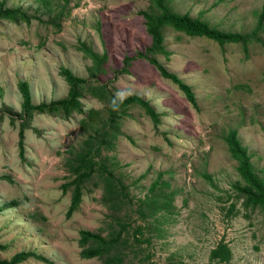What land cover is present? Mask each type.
<instances>
[{"label": "rangeland", "instance_id": "rangeland-1", "mask_svg": "<svg viewBox=\"0 0 264 264\" xmlns=\"http://www.w3.org/2000/svg\"><path fill=\"white\" fill-rule=\"evenodd\" d=\"M152 3L4 0L24 10L28 19L0 18V243L5 246L0 257L33 250L38 256L17 264H108L104 256L81 255L79 230L106 235L125 220L121 237L126 240L109 249L110 264H264V208L246 204L236 188L243 181L223 139L233 128L253 169L264 175V47L255 38L244 49L241 42L219 44L164 25L167 53L151 55L190 85L193 107L143 57L132 59L126 71H116L125 54L150 43L140 11ZM166 4L249 36L264 10V0ZM256 36L264 39V16ZM62 67L85 79L78 97L82 110L32 111L22 129L20 156L18 81L27 83L32 103L47 102L66 94ZM98 84L115 99L142 96L158 121L136 103L111 108L109 96L94 93ZM9 109L17 112L11 113L12 123ZM102 125L110 141L95 158L120 179L127 196L112 208L105 205L102 184L93 173L81 183L79 201L66 214L73 177L66 165L69 151ZM137 224L139 239L133 233ZM218 242L228 247L227 259L209 257Z\"/></svg>", "mask_w": 264, "mask_h": 264}, {"label": "trees", "instance_id": "trees-1", "mask_svg": "<svg viewBox=\"0 0 264 264\" xmlns=\"http://www.w3.org/2000/svg\"><path fill=\"white\" fill-rule=\"evenodd\" d=\"M152 2L154 5H149L148 8L140 11L145 20L146 31L149 33L151 38L150 43L146 45L143 50H136L131 55L125 54L122 58V66L116 71H126V67L132 59L143 57L153 63L163 77H166L174 82L193 107H196V102L190 85L184 82L174 72L167 70L162 63L157 61L155 57L151 55L155 52H163L165 55L167 53L162 47L163 34L161 32V28L164 25H169L173 29L181 30L188 35H198L210 38L219 44H223L224 42H241L244 49L246 47V41L250 38H255L264 47V39L256 36V29L259 28L261 19L264 16L263 9L258 13L255 24L256 28L253 30L252 35L249 36V34L239 31L216 28L209 25L205 19H201L199 16H189L186 12L177 13L172 11L166 4V0H152ZM17 16L28 19V14L24 10L20 9L18 6L4 5V0H0V18H17ZM84 49L94 58L95 61H101V56H98L86 47H84ZM61 73L68 84L66 94L47 102L39 101L38 103H32L27 83L23 80L18 81V89L21 94L19 113L21 118L18 126V154L20 156H22V129L27 126L28 118L32 111L67 114L69 111L82 110L78 97L80 96V86L83 84L85 79L74 75L66 67L61 68ZM94 88L96 89L94 93L97 96H109L111 108L114 109L116 106H125L130 103H136L144 108L154 123L158 121L157 112L149 104L148 100L144 99L142 96L130 93L120 99H115L111 94H108V90L104 85L98 84L97 86H94ZM90 111L91 109L88 110V112ZM7 112L11 115L9 116V121L12 123L13 117L11 113L16 115L17 112H12L10 109ZM80 120L84 122L83 119ZM109 120L113 121V118L111 117ZM103 126L104 128H102ZM105 126L106 125L99 127L94 126L93 132L83 138L78 148H73L69 151L71 155L67 157L66 165H68V169L71 173H73V177L71 180V196L66 209V214L71 212L79 201L80 186H82L81 183L85 179H88L93 173H95L102 184L103 192L101 195V201L105 205L112 208L116 205L115 203L113 204V202H116L120 197L123 198L127 196L125 187L122 183H120V179L105 165L101 158H95L98 156L101 148L103 146H107V141H110V138H106L107 128H105ZM223 139L229 155L236 162V171L243 181L242 185H235L236 188L244 196L246 204H258L264 208V175L259 176L253 169L246 147L241 144L239 139L236 137V133L233 128L226 131L223 135ZM61 186L64 188L65 184H62ZM149 200L155 201L152 196ZM118 225L119 227L115 231H111L112 233L106 235H101L98 232L88 229H80L78 241L79 244L83 246L80 250L81 255L104 256L107 258V263L110 264V258L112 256H109V249H112L115 246V242L119 241L120 243L126 240V238L121 237L122 230H126L127 227L126 221L121 220ZM139 231V224H137V229L133 231L135 239H139L136 235V232ZM4 247V244L0 243V249ZM30 255L38 256V254H36L33 250H18L9 258L0 257V264H17L19 261ZM118 255L115 253L113 258H118ZM228 256L229 249L223 242H218L209 250L210 258L221 260L227 259Z\"/></svg>", "mask_w": 264, "mask_h": 264}]
</instances>
